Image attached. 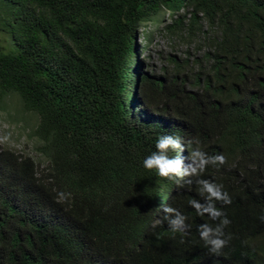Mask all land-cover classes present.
I'll return each instance as SVG.
<instances>
[{
    "label": "trees",
    "instance_id": "obj_1",
    "mask_svg": "<svg viewBox=\"0 0 264 264\" xmlns=\"http://www.w3.org/2000/svg\"><path fill=\"white\" fill-rule=\"evenodd\" d=\"M163 12L195 43L171 79L136 59ZM0 33V110L37 148L0 144V264H264V0H0ZM160 135L182 138L184 166L189 142L225 157L171 199L184 232L150 226L169 192L143 166ZM204 179L230 198L217 220L190 203L208 206ZM224 218L216 256L199 228Z\"/></svg>",
    "mask_w": 264,
    "mask_h": 264
},
{
    "label": "clouds",
    "instance_id": "obj_2",
    "mask_svg": "<svg viewBox=\"0 0 264 264\" xmlns=\"http://www.w3.org/2000/svg\"><path fill=\"white\" fill-rule=\"evenodd\" d=\"M153 117H155V114ZM184 147L185 145L182 144V138L180 136L160 135L155 143L156 150L143 161L145 169L149 171L154 170L159 177L169 180L168 185L165 183L162 188L161 197L169 188V192L163 199V208L159 211L157 218L150 221V226H153L154 224L157 225L162 219H164L167 221L168 227L173 233L184 232L186 220V217L181 215L175 208L168 207L173 196L179 193L173 194V185L176 184V186H183L187 180V176H200L208 165L216 166L225 163V157L223 155L209 156L201 151L199 147L194 149L191 148V143L189 142V158L192 163L184 166L183 160L179 155V153L184 150ZM170 151L177 152L178 155L170 156ZM182 180H185V182L182 183ZM170 184L171 186L168 187ZM198 184L202 185L198 191L208 201V206L202 207L201 205L196 204L194 200L190 201V203L194 205L199 215L203 216L205 213H208L212 220L219 219L223 214L215 207L214 201L230 203L228 194L222 191V186L209 180H198ZM229 223V220L224 218L216 228H212L208 224L200 226V237L205 242V245L208 246L211 254L216 256L221 255L222 249L228 242L226 239L222 238L224 237L223 227L227 226Z\"/></svg>",
    "mask_w": 264,
    "mask_h": 264
},
{
    "label": "rangeland",
    "instance_id": "obj_3",
    "mask_svg": "<svg viewBox=\"0 0 264 264\" xmlns=\"http://www.w3.org/2000/svg\"><path fill=\"white\" fill-rule=\"evenodd\" d=\"M183 10L184 8L180 6V11L183 12ZM170 21L171 18L169 14L163 12L159 15L158 22L148 21L140 28L136 40V59L141 73L147 72L154 77L171 79L175 74L174 64L171 59L175 58L181 61L187 48L190 51H194V41H191L189 44L166 34L163 26ZM147 34H150L151 38H148ZM200 37L201 36L196 37V40ZM0 40L8 42V38L4 33H0ZM189 45H191V47ZM18 100L19 98L14 99V103H17V107L20 104ZM144 113L148 116H154L153 109L149 106H147V109L144 108ZM8 119V115L0 110V144L3 147H10L17 152L30 155L37 159L36 145L32 138L28 136L30 128L11 123ZM190 163H192V161ZM184 182L185 180H182V183ZM181 188L182 186H176V184H174L173 194L180 192Z\"/></svg>",
    "mask_w": 264,
    "mask_h": 264
}]
</instances>
